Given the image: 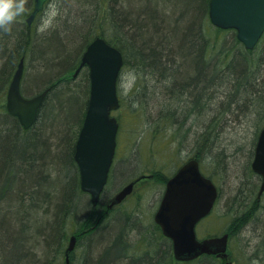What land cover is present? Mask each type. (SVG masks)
<instances>
[{
    "label": "trees",
    "instance_id": "16d2710c",
    "mask_svg": "<svg viewBox=\"0 0 264 264\" xmlns=\"http://www.w3.org/2000/svg\"><path fill=\"white\" fill-rule=\"evenodd\" d=\"M209 1L75 0L89 6L90 11L95 2L104 3L97 28L85 33L93 16L88 14L83 15L84 20L71 19V27L62 25L61 30L53 29L35 40L25 22L33 10V0H27L25 12L16 18L11 30L0 29V264H65L66 249L60 262L52 263L49 258L61 252L71 234L67 228L70 216L79 220L76 236L83 235L87 246L80 255L75 249L69 253V264H221L213 256L177 262L170 241L153 221L136 244L130 242L137 226L130 214L121 212L122 218L102 225L103 217L111 211L100 208V202L92 206L80 191L73 160L75 139L70 138L72 122L87 101L84 104V98L75 95L68 82H58L68 80L86 46L101 37L121 52L123 68L130 66L139 73L138 84L146 81L159 87L161 116L171 117L181 110L183 124L209 114L199 135L202 140L196 141L208 142L210 134L223 125V116L225 120L234 111L240 117L264 111V51H257V46L245 50L234 31L213 27L208 18ZM109 21L112 32H108ZM78 37L85 38L78 57L69 70L59 72L70 62L68 43ZM23 54L43 72L36 71L32 80L29 78L33 90L39 89V94L47 89L37 119L28 130L22 129L4 107L8 85ZM87 88L88 84L81 87L82 94ZM260 123L257 133L264 120ZM200 146L204 149L209 144ZM190 157L202 162L199 153ZM240 204L239 218L251 215L249 219L255 223L252 212L259 207L257 200L245 208ZM258 212L263 215L264 207ZM251 223L244 220L241 226Z\"/></svg>",
    "mask_w": 264,
    "mask_h": 264
},
{
    "label": "rangeland",
    "instance_id": "374dc122",
    "mask_svg": "<svg viewBox=\"0 0 264 264\" xmlns=\"http://www.w3.org/2000/svg\"><path fill=\"white\" fill-rule=\"evenodd\" d=\"M102 1L105 3V0ZM104 3L99 5L95 2L93 10L90 11L89 6L85 7L75 0H50L28 27L37 40L53 29L61 30L62 25L71 27V19H75V17L84 20L83 15L86 17L90 14L93 16L88 21L86 33V31L97 28L96 21L99 15H102L101 10ZM111 21H109L111 29H108V32L114 31ZM61 33L65 36V33L62 31ZM118 37L121 36L118 34ZM84 39V37L82 39L78 37L68 43V52H72L70 62L59 72L69 70L70 63L72 64L78 57L77 52L82 47ZM258 50L264 51V36L258 43ZM24 67L22 94L32 97L39 89L33 90V85L29 84L32 82L29 78L31 77L32 80L36 71V74L43 72L37 67L36 62L31 61L29 56L24 59ZM129 68L130 66L123 68L118 81V95L121 105L120 109L113 113L119 122L116 157L109 182L102 194L100 208L106 209V203L129 181L138 177H148L137 182L133 193L127 200L103 217L102 225L109 226L113 221L122 218L119 215L121 212L130 214V220L137 222L130 242L131 244H136L138 240L141 242V238L145 237L143 234L148 231L145 229L150 227L153 214L157 209L165 178L187 160L189 155L192 156L196 152V154H201L203 172L213 179L214 184L219 189V199L213 211L200 223L197 229L199 237L230 231L232 234L227 251L228 259L224 263L264 264V214L261 215L258 212L260 207H264V194L257 201L259 207L252 212L254 214L252 215L254 217L252 222L256 221L255 223H251V219H249L251 215H248V222L251 224L241 226L245 218L244 216L239 218L242 215L239 210L237 213L235 212L237 204L243 203L245 207V202L248 205L256 199L255 195L260 181L250 171V163L253 159L251 150L258 127L261 125L260 120H264V111L260 110L255 116L240 117L241 114L237 116L235 111L232 112L231 110L232 114H229V117L225 120V116L222 117L221 123L223 125L221 128L216 130V133L210 134L208 137L210 140L199 144L196 141L202 140L199 135L210 118L209 114L195 123L188 119L183 124L181 110H178L174 116L170 115L171 117L161 116L162 104L157 97L159 87L154 84H146V81L138 84L139 73L133 68L131 70ZM85 74L86 70L82 69L75 78L67 80L71 87L70 90L72 89L75 95H81L80 97L84 98V104L88 99V92L82 94L81 90V87L85 89L86 84H88ZM55 76L52 78L55 79ZM211 106L215 109L214 105L211 104ZM84 110L85 106L82 107L79 118L72 122L70 128L72 141L77 135ZM204 143H208L209 146L202 149L200 145L203 146ZM116 173H118L117 176L119 175L117 178L115 177ZM240 191H242V195H240ZM85 197L88 196L85 195ZM79 198L82 199V197ZM244 198L246 199L245 202L242 200ZM234 218L235 220H233ZM78 221L74 216L69 217L67 228L71 234L68 235V238L77 235ZM68 238L61 252L56 257L53 254L54 256L49 258L52 263L60 262L61 257H63L62 251L68 247ZM84 239L83 235L77 237L74 249L78 255L86 252L87 243ZM64 254L66 256L65 251ZM217 260L222 261L221 259Z\"/></svg>",
    "mask_w": 264,
    "mask_h": 264
},
{
    "label": "water",
    "instance_id": "95a60500",
    "mask_svg": "<svg viewBox=\"0 0 264 264\" xmlns=\"http://www.w3.org/2000/svg\"><path fill=\"white\" fill-rule=\"evenodd\" d=\"M46 1L34 0L33 11L26 19L28 25ZM209 19L215 27L235 30L238 41L250 50L264 32V0H210ZM122 64L121 53L97 37L87 46L75 72L76 75L85 65L89 70V99L73 157L79 170L80 189L90 195L93 206L107 183L115 152L118 123L110 113L119 107L116 82ZM23 65V60H20L7 90L5 108L23 129H29L37 119L47 90L28 99L22 96L20 82ZM251 168L261 176L260 196L264 191V126L257 138ZM134 184L131 182L121 188L107 209L120 204L130 195ZM216 196L215 187L201 175L195 160L188 161L167 181L154 221L162 234L171 240L176 260L190 261L203 254L226 258V234L198 241L194 232L196 223L210 212ZM75 243L76 237L71 236L65 264H69L67 256L73 251Z\"/></svg>",
    "mask_w": 264,
    "mask_h": 264
},
{
    "label": "clouds",
    "instance_id": "9594fccd",
    "mask_svg": "<svg viewBox=\"0 0 264 264\" xmlns=\"http://www.w3.org/2000/svg\"><path fill=\"white\" fill-rule=\"evenodd\" d=\"M27 0H0V29L11 30L16 18L25 12Z\"/></svg>",
    "mask_w": 264,
    "mask_h": 264
},
{
    "label": "bare ground",
    "instance_id": "6f19581e",
    "mask_svg": "<svg viewBox=\"0 0 264 264\" xmlns=\"http://www.w3.org/2000/svg\"><path fill=\"white\" fill-rule=\"evenodd\" d=\"M31 13H32V12H31ZM31 13H30V14H31ZM30 14H29V15H30ZM29 15L25 18V22H26V19L29 17ZM25 58H26V57H25V54H23V55L20 57V60H23V64H24V59H25ZM23 66H24V65H23ZM24 68H25V67H24ZM58 82L61 83V84H66L67 81L58 80ZM23 88H24V87H23ZM44 89H45V88H44ZM46 90H47V89H45V90H43V91H46ZM43 91H42V92H43ZM40 93H41V92H40ZM255 198H256L257 201L260 199V196H258V192L256 193ZM241 202H242V201H241ZM246 204H247V203L245 202V207H246ZM240 205H241V208H242V207L245 208V207L243 206V203L240 204ZM238 210H240V209H239V206L236 208L235 212L237 213ZM244 218H245V220H248L247 217L244 216Z\"/></svg>",
    "mask_w": 264,
    "mask_h": 264
},
{
    "label": "flooded vegetation",
    "instance_id": "af4514ba",
    "mask_svg": "<svg viewBox=\"0 0 264 264\" xmlns=\"http://www.w3.org/2000/svg\"><path fill=\"white\" fill-rule=\"evenodd\" d=\"M207 237H209V236L207 235V236H205V237H202V238L198 237V238H199V239H204V238H207Z\"/></svg>",
    "mask_w": 264,
    "mask_h": 264
}]
</instances>
